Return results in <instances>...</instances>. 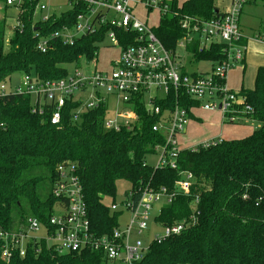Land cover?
<instances>
[{"label": "trees", "instance_id": "16d2710c", "mask_svg": "<svg viewBox=\"0 0 264 264\" xmlns=\"http://www.w3.org/2000/svg\"><path fill=\"white\" fill-rule=\"evenodd\" d=\"M70 2L68 11L45 24L35 25L26 14L24 28L9 36L7 19H0V85L11 83L16 73L40 81L60 80L68 75L67 65L91 62L96 57L99 44L111 30L108 27L81 37L73 46L56 41L47 53L37 49L36 30L49 36L64 26L73 27L86 10L84 3ZM166 4L169 9L161 14L154 33L169 51H175L185 35L184 18L210 20L222 15L217 0H186L182 4L171 0ZM117 35L120 55L121 48L134 44L136 35L119 31ZM225 50L226 46L218 43L201 50L198 42L187 49L192 62L210 63L211 69L226 58ZM239 93L253 108L248 118L253 116L258 122L253 133L208 148L182 150L176 170L148 164L147 158L156 155V146L164 145L166 138L153 131L160 116L149 114L142 102L134 108L139 119L133 130L109 132L104 130V107L84 113L75 122L72 110L77 105L68 102L56 126L50 112L44 116L32 112L30 96L0 95V229H17L28 217L48 223L57 203L53 196L55 171L66 162L78 167L91 228L98 236L118 227L121 213L112 212L105 201L118 200L119 181L128 182L131 189L173 190L180 173L191 172L194 183L189 195L179 194L164 205L155 221L169 226L187 220L198 197L197 224L180 236L152 243L139 264H264V67L256 72L254 88ZM176 101L185 108L199 105L182 94H171L166 104H157L162 109L172 108ZM0 264L109 263L96 251L58 255L44 247L38 256L29 250L24 258L17 254L7 261L0 241Z\"/></svg>", "mask_w": 264, "mask_h": 264}, {"label": "built area", "instance_id": "2783aa9c", "mask_svg": "<svg viewBox=\"0 0 264 264\" xmlns=\"http://www.w3.org/2000/svg\"><path fill=\"white\" fill-rule=\"evenodd\" d=\"M72 1L84 3L86 10L78 15L73 27L64 26L49 36L36 30L40 52L52 50L56 41L73 46L81 37L100 33L107 27L111 30L105 34L104 42L108 39L112 47L120 48L119 31L134 33V44L121 48L119 58L112 60L109 70H98L96 67L93 72L85 74L78 65H74L73 70L68 69L66 77L51 81H40L23 74L20 84L12 90L10 82L2 83L0 95L30 96L33 100L32 112L40 116L50 112L51 123L56 126L60 124L68 102L77 105L72 110L75 122L84 113L104 107V130L109 132L133 130L139 119L134 108L142 102L149 114L160 116L153 131L163 133L166 138L164 145L155 148L156 154L160 155L156 169L168 166L176 170L177 158L182 150L194 151L198 147L208 148L224 141L210 140L192 148L181 147L179 140L186 134L193 110L219 113L229 124L247 122V115L253 112V108L246 96L227 88L225 75L230 68L245 61L248 39L241 28V17L246 5L256 0H231L226 11L219 9L221 16L210 20L184 18L181 24L185 35L175 51L167 50L155 35L154 28L137 20L133 14L135 7L144 1L150 11L158 10L161 16L169 9L166 3L171 0ZM50 4V0H0V15L2 19H7V24L10 20L15 22V25L9 26L11 34L24 28L26 14L30 15L29 21L35 25L60 16L50 11ZM253 40L264 44L262 35H254ZM196 42L201 50L215 43L224 44L226 58L210 71L188 73L183 61L191 58L187 49ZM97 57L98 54L91 61L95 66ZM171 94L176 97L182 94L199 105L197 108H185L176 101L174 107L162 109L157 103L166 104ZM111 102L116 104L114 112H110ZM193 183L191 172H181L173 190L151 186L130 188L124 198L109 205L112 212L121 213L118 227L108 235L98 236L91 228L77 165L70 162L60 164L55 171L53 187L57 203L48 223L43 225L37 218L28 217L17 229H0L2 257L7 261L17 254L24 258L29 250L38 256L44 247L58 255L96 251L102 253L109 264H139L152 243L161 244L180 236L197 224L200 216L198 197L192 203L193 212L187 220L169 226L155 221L164 205L171 204L179 194L189 195ZM156 206L158 213L154 215ZM125 213L128 218L122 223L120 219ZM151 222L160 226L162 231L155 233L151 242L146 244L137 235L148 231Z\"/></svg>", "mask_w": 264, "mask_h": 264}, {"label": "rangeland", "instance_id": "374dc122", "mask_svg": "<svg viewBox=\"0 0 264 264\" xmlns=\"http://www.w3.org/2000/svg\"><path fill=\"white\" fill-rule=\"evenodd\" d=\"M139 1V0H135ZM186 0H178L179 4H182ZM221 2L223 0H217ZM226 1V0H224ZM50 11L55 12L57 15L68 11L70 9L69 0H50ZM135 18L143 23L147 22L149 27L157 28L160 22V12L158 10L150 11L146 6L144 1L135 7L133 12ZM2 16L0 15V19ZM15 25V22L10 20L8 26ZM241 26L244 30L249 31L251 35H258L259 33L264 34V0H257L255 4L251 6H246L245 14L242 18ZM10 33L8 32V36ZM256 42H250L249 48L253 47ZM258 48L257 46H255ZM99 50L97 52L98 57L96 61V66L93 62L87 63L81 60L78 64V68L82 70L85 74L93 72L96 67L98 70H109L111 67L112 60H117L119 58V50L112 47L107 39L105 42L99 44ZM115 48V49H114ZM183 54V52H182ZM251 55L248 53L246 66L243 63H238L232 68H230L225 77L227 88L233 91H240L244 89H253L255 84V74L250 68L249 60ZM185 69L188 73L193 72V70H198L200 72L207 71L212 66L210 63H195L191 59L186 58L183 61ZM245 66V67H244ZM74 65H67L66 68L69 70L74 69ZM245 68V69H244ZM23 78L22 73H16L12 76L10 90L14 86H18ZM116 104L111 102L110 112H114ZM199 116L203 119L204 125H197L193 123L189 127L187 136H184L179 140V145L181 147H192L198 144L204 143L211 139L217 138L222 135L225 141H231L235 139H244L253 133L254 128L258 125L257 120L251 116L246 120L247 122L241 124H222L218 120V115L214 112H201ZM215 117V119H213ZM187 149V148H186ZM160 159V155H152L147 158L148 164L155 166ZM130 189V184L126 181H119L117 183V199L121 200L124 198L125 192ZM116 200V201H118ZM115 201V202H116ZM111 200H106L105 204L110 205ZM58 213V209H56ZM154 215L158 213V206L154 210ZM128 218L125 213L120 222L124 223ZM162 231L161 227L155 225L153 222L150 224V229L146 231L143 235H137L141 238L144 243L148 244L151 242L155 233H160Z\"/></svg>", "mask_w": 264, "mask_h": 264}, {"label": "crops", "instance_id": "0c3cea01", "mask_svg": "<svg viewBox=\"0 0 264 264\" xmlns=\"http://www.w3.org/2000/svg\"><path fill=\"white\" fill-rule=\"evenodd\" d=\"M256 3V1H252V2H250L249 4H247L246 6H251V5H253V4H255ZM230 5H231V0H226V1H221V2H218L217 1V6H218V8L219 9H221V10H223V11H226L229 7H230ZM246 8V7H245ZM245 8H244V12H243V15H242V17H241V23H242V18H243V16H244V14H245ZM241 28H242V26H241ZM242 31H243V33H244V35H245V37L248 39L247 40V44L249 45V43L250 42H256L255 44H253L254 46L253 47H251V48H249V50H248V45H247V52H246V54H245V61H244V65L246 66V64H247V56H248V53L251 55V57H250V60H249V65H250V68L253 70V73L255 74V76H256V72H257V70H258V68H260V67H264V44H262V43H259V42H257V41H255V40H253V36L254 35H251V33L249 32V31H246V30H244L243 28H242ZM259 35H262V36H264V34H261V33H259ZM255 46H257L258 48H256ZM244 66V67H245ZM245 69V68H244ZM211 70V67H210V69H208L207 71H210ZM206 70L205 71H203V72H207ZM194 72H199V73H201L200 71H196V70H193V72L192 73H194ZM243 89V88H242ZM241 89V90H242ZM236 92V91H235ZM239 92V91H238ZM201 112H207V111H203V110H201V109H195V110H193L192 111V118H191V121H190V123H189V125H188V127H187V131H186V134H185V136H187V134H188V131H189V127H190V125L191 124H193V123H196L197 125H204V121H203V119L199 116V114L201 113ZM215 113V112H214ZM215 114H217L218 115V120H220V122L222 123V124H226V122H224L223 121V118H222V116H221V114H219V113H215ZM213 119H215V117H213ZM258 126V125H257ZM256 126V127H257ZM255 127V128H256ZM254 128V129H255ZM254 131V130H253ZM211 140H224L223 138H222V135H220V136H218L217 138H214V139H211ZM210 141V140H209ZM192 147H194V146H192ZM192 147H183V148H192Z\"/></svg>", "mask_w": 264, "mask_h": 264}]
</instances>
